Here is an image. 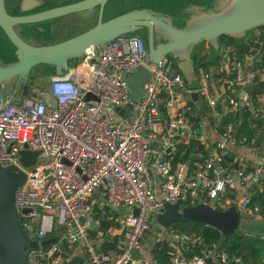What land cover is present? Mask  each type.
I'll return each mask as SVG.
<instances>
[{
	"label": "built area",
	"instance_id": "2783aa9c",
	"mask_svg": "<svg viewBox=\"0 0 264 264\" xmlns=\"http://www.w3.org/2000/svg\"><path fill=\"white\" fill-rule=\"evenodd\" d=\"M259 36L246 42L261 44ZM132 40L139 41L135 51ZM258 49L252 45L245 52L228 46L215 72L198 65L188 78L176 57L168 54L159 62L149 61L143 36L126 33L90 49L63 75L53 76L75 90L65 103L53 95V77L45 92L18 102L7 98L0 108V164L26 172V182L16 191V205L23 228L39 242V247L27 250L25 264H63L66 254L80 244L88 254L84 264H161L154 257H135L134 251L164 212V203L182 198L183 205L211 202L222 207L221 196L236 179L249 183L237 200L239 212L248 214L253 186L264 189V153L255 150L258 141L254 136L240 138L234 122L224 123L214 156L192 160L189 168L188 162L176 158L179 147L202 136L191 121V108L179 95L198 88L217 122L224 121L221 108L228 106V111L247 112L248 122L264 126V92L245 93L247 86L264 80V65L247 66ZM142 65L152 77L145 80L140 100L134 101L128 77ZM246 142L256 160H226L229 144ZM25 150L39 151L30 167L21 162ZM96 205L119 211L118 250L101 254L95 247L101 239L95 233ZM111 232L115 234L114 229ZM51 238L56 241L41 244ZM195 243L189 233L172 232L170 264H213L209 249L187 254ZM217 256L219 264H244L225 251Z\"/></svg>",
	"mask_w": 264,
	"mask_h": 264
},
{
	"label": "water",
	"instance_id": "95a60500",
	"mask_svg": "<svg viewBox=\"0 0 264 264\" xmlns=\"http://www.w3.org/2000/svg\"><path fill=\"white\" fill-rule=\"evenodd\" d=\"M111 0H79L73 3L57 5L27 14H11L6 8V0H0V30L12 43L14 51L12 61H0V108L7 98L18 102L28 95L29 78L38 65L55 67V75H63L71 67V63L97 49L102 43L112 40L118 35L148 30L149 61L159 62L164 56L171 54L179 60V66L186 77L194 75V47L206 40L215 47L220 44L219 37L232 35L239 39L245 38L250 31L264 26V0H222L213 10L200 9L193 14L184 26L175 24L174 17L153 8H134L104 20V9ZM116 1V0H115ZM36 0V3H40ZM27 7L24 11L36 9ZM100 8V16L96 25L90 29L59 43L34 45L25 40L16 30L18 24H29L32 30H39L35 24L52 20L66 14L89 11ZM146 12L148 16L136 13ZM89 16H85L87 19ZM156 18L162 19L170 28L163 31L158 28ZM27 27V26H26ZM43 30V29H42ZM264 56V42L247 63L260 62ZM147 78L140 74H132L128 82L133 84L132 99L140 100L144 83ZM263 91L264 80L246 87L247 91ZM244 93V94H245ZM121 110L124 114L127 109ZM39 151L25 150L21 153V162L30 167L37 161ZM192 156L188 164L192 163ZM27 179L24 170L17 166L0 164V264H25L27 250L39 247V242L32 240L23 228L19 210L16 205V191ZM235 200L228 208L219 209L211 202H199L194 205H183L182 198L176 203L165 202L164 212L156 216L159 225L167 228L178 220H190L213 226L224 236L238 230L264 237V217L241 214ZM27 211V210H25ZM138 213V209H134ZM56 238L41 242L42 245L55 242ZM66 264V261L63 262Z\"/></svg>",
	"mask_w": 264,
	"mask_h": 264
},
{
	"label": "crops",
	"instance_id": "0c3cea01",
	"mask_svg": "<svg viewBox=\"0 0 264 264\" xmlns=\"http://www.w3.org/2000/svg\"><path fill=\"white\" fill-rule=\"evenodd\" d=\"M76 1H79V0H59L58 2L53 3L52 6L69 4V3L76 2ZM126 1H128V0H124L123 2H126ZM120 2H121V0H118V1L111 0L106 4L105 9H104V15H103L104 20L110 19V18H112L118 14L126 12L127 9H124V11H120L121 8L123 7V5L124 6L126 5L125 3L121 4ZM214 2H217V3L220 2L221 3L222 0H215ZM18 5H19V8H16V9L21 11V10H25L27 7H29V8L36 7L35 5H39V4L36 3V0H19ZM119 5L121 7H119ZM134 8H136V7H132L131 9H134ZM128 10H130V9L128 8ZM85 16H89V17L87 19H84ZM99 16H100V8L95 7L89 11L74 12V13L67 14L66 16L58 17L55 20H53V22H51L50 25H57L58 28H62L63 30H66V29H70L72 27H77L81 24H84V27H85L84 29L77 30L76 32L71 33L70 36L73 37V36H76V35L84 32V31L90 29L94 25H96L98 20H99ZM81 18H83L84 21H82V23H79V21L82 20ZM174 20H175V18H174ZM177 20H179V18L176 17L175 21H177ZM67 22H71V23L68 24ZM35 26L40 28L41 31H46V27L41 23L35 24ZM23 27L25 28V25H23ZM78 29H80V27H78ZM2 33H3V31L0 30V61H3V63H6L7 61H12L11 58H12V53H13L14 49L4 45V42H3L2 36H1ZM261 33H262V30L261 31L255 30L251 34H248V36H247L248 38L245 41H248L252 36H257V34L261 35ZM20 34L26 40H28V37H31V35L27 34V32L23 29H21ZM11 45H12V43H11ZM206 47H208V45ZM201 48H204L201 50V55L199 56V55H197V53H195V55L193 56L194 70L196 69V67L198 65H202L200 57L204 56L205 57L204 62H212L209 64V68H207V69L210 72H215L216 65H217V62L219 60L220 54H222L224 52V49L226 48V46L223 45L222 43H220L218 45V47L212 48V52L208 49H205V47H201ZM242 56L244 57V55H242ZM73 65H75V64H71V66H73ZM45 70H49V67H46ZM44 71H39L38 73L36 72V74L33 76H35V78H36L40 74L45 75V74L49 73V71H45V72ZM31 80L32 79L30 78V81ZM212 89H213L212 90L213 92H216V87L214 86V82H213ZM195 91H199V93H200L198 98H196L194 95ZM179 99L182 101V103H184L185 105H188L191 108V113H192V120L191 121H192L194 127L198 130L199 135L202 136L201 139L197 138L195 140H197L200 144L204 145L205 150L208 152L207 155L205 153H202V152H196L195 154H191V155H193L192 160L204 161L205 158H208V157L212 158L214 156V154L217 152L215 145H216V142L221 139V132H222L224 123H227L230 121L234 122L237 125V133L239 134L240 138L247 136L249 139H251L254 136V138H256V140L258 141L257 147L255 148V150L259 151L260 153L261 152L264 153V126H262V124H260V123H255V122L251 123L250 121L248 122L249 119L247 120V118H248L247 112H240V111L239 112H230L227 110L229 107L226 106L225 108H221L222 112L224 113V118H223L224 121L222 123H219L215 119H213V117H211L209 115V109H208L206 102L204 100V96H203L201 90H199L198 88L193 87V88H191L190 92H181V94L179 95ZM242 117L245 118L244 121L248 122V127L243 126V124H241V125L239 124V122L243 120ZM251 132H252V135H250ZM225 157H226V160L229 162H233L236 159L237 160L238 159H249L250 161L256 160L255 155H254L250 145L247 142L246 143L229 144L226 151H225ZM190 158H191V156H190ZM228 172H230V171H228ZM247 184H249V183H247ZM247 184H245L241 180L236 179L235 185L228 188V190H229L228 193L221 196V200L223 202L222 207L228 208L232 204L233 201H235V200L239 201L241 198H243L245 195V190L248 187ZM157 195H158V197H161L159 190H158ZM233 195H235V199L233 198ZM224 208H222V209H224ZM126 211L127 210H122V212H126ZM255 212H257V213H255ZM260 212H261L260 210L259 211L254 210V209H251V207H250L248 214L254 215V216H255V214H257V216H258ZM154 223H155V221L153 222L152 226L154 225ZM95 227H96L95 233H98L101 235V239H98L95 241V245H96L95 247L97 248L98 252L103 254V252H105L103 249L104 241H109L110 236H114V238L115 237L120 238V235L118 234L120 231L118 230L117 227H115V229H116V230L114 229L115 234H113V232H111L112 228L109 229V231L102 232L99 229V223L95 224ZM162 228H163L165 234H164V232L158 234L157 238L153 239L150 243H149V239L144 237L141 248L136 249L134 251L135 257L145 258V259H149V260H151L154 257L156 259L155 254L152 251L154 244L157 241L163 240V239H166L168 244H169L170 240H172V232H178V231H174V230L169 231L165 227H162ZM180 233H189V232H180ZM189 234L192 235L191 233H189ZM192 236L196 239V243L193 247L189 248V250L187 251L188 255H192V254L199 252L196 250V247H197L198 243H202L200 236H194V235H192ZM169 246H170V244H169ZM209 250H211L213 253L212 258H211V262L213 264H219L217 255L220 252L216 250V246L209 249ZM110 251L113 252L114 249H110L107 252H110ZM73 255L78 256L77 258H75L76 264H84L88 258V254L85 250V246L82 244H80L76 250H74L72 253L69 254L68 258H66V260H65L66 264H74V263H70V259L73 257ZM169 264H170V256H169Z\"/></svg>",
	"mask_w": 264,
	"mask_h": 264
},
{
	"label": "trees",
	"instance_id": "16d2710c",
	"mask_svg": "<svg viewBox=\"0 0 264 264\" xmlns=\"http://www.w3.org/2000/svg\"><path fill=\"white\" fill-rule=\"evenodd\" d=\"M118 1V0H116ZM215 0H173L170 3L166 4V7H161L156 3L147 4L145 6L136 7V8H153L157 11H161L165 14H170L176 20V17L179 20L175 21L176 25L184 26L187 20L195 14L200 9L205 10H213L217 7ZM215 3V4H214ZM208 7L204 8V5ZM190 5L188 8L187 6ZM194 8V12L192 9ZM262 29V33L259 36L260 42H264V26H260ZM220 43L228 46H237L242 51H248L252 45L255 47H259L260 43H254L253 40L246 42L244 39H239L232 35H222L219 37ZM148 44V39L146 40ZM201 62L202 65L206 68H209V64L212 62H204L205 57L202 56ZM43 65V64H42ZM264 65V56L261 62L255 63V66H263ZM45 67H49V73L47 75L53 76L55 74V67L51 65H44ZM258 92V91H256ZM243 126L248 127V122L244 121ZM252 135V132L250 133ZM196 152H202L206 155L208 152L205 150L204 145L200 144L197 140H193L189 144L181 145L179 147L177 160H182L188 162L191 154H195ZM194 162V160H193ZM193 162L189 166V168L193 167ZM253 193L251 196L250 206L254 210H260L261 216L264 217V189H260L256 185L253 186ZM235 199V195H233ZM188 205H191L188 203ZM222 209L221 207H217ZM95 218L99 221V229L102 232L109 231V229H115V227H119L118 222L116 221L119 212L112 211V209L108 205L99 206L96 205L94 209ZM167 229L169 231L174 230L178 232H189L194 236H200L202 243H198L196 250L201 253L203 249H211L216 246V250L219 252L225 251L228 253L230 258L234 260V258H239L241 262L244 264H259L264 262V237L260 235H255L251 233H245L240 230L237 232L230 234L228 236H224L222 232L210 225L202 224L195 221L190 220H178L173 224H170ZM120 238L115 237L112 240L104 242L103 249L107 252L110 249L118 250ZM261 243V244H260ZM170 246L166 239L157 241L153 246V253L155 254L156 259L162 264H169V254L168 251ZM73 251L66 254V258H68L69 254ZM78 256L73 255L70 259V263L76 264L75 258ZM235 263V262H233Z\"/></svg>",
	"mask_w": 264,
	"mask_h": 264
},
{
	"label": "rangeland",
	"instance_id": "374dc122",
	"mask_svg": "<svg viewBox=\"0 0 264 264\" xmlns=\"http://www.w3.org/2000/svg\"><path fill=\"white\" fill-rule=\"evenodd\" d=\"M123 1L124 0H121L120 3L121 4L125 3L126 5L125 6L123 5V7L121 8L120 11H124V9L128 10V8L131 9L132 7H141V6H145L147 4H153V3H156L157 5L164 8V7H166V4L170 3L173 0H128L126 2H123ZM189 6L190 5H188L187 8ZM44 7H47V6H44ZM119 7H121V6L119 5ZM203 7L206 8L208 6L205 4ZM192 11L194 12V8L192 9ZM66 15H64V16H66ZM55 19L45 20L41 23L46 27V31H39V30H34V29L32 30L30 27H28L29 24H27V25L26 24H18L15 26V28L19 34L21 33V29L25 30L27 32V34H30L31 37H28V40H29V42H31V44H34V45H48V44L59 43L61 41L66 40L67 38L69 39L70 37H72V36H70L71 33H74L77 30H82L85 28L84 24H81L77 27H72L70 29L63 30L62 28H58L57 25H50L51 22H53V20H55ZM81 19L82 20H80L79 23H82V21H84L83 18H81ZM67 23L70 24L71 22H67ZM23 25H25V28L23 27ZM78 27H80V29H78ZM254 30H256V31L260 30L261 31L262 29L260 27H258V28H255ZM132 33L141 34L142 32L136 31V32H132ZM251 33H252V31L249 32V34H251ZM1 36H2V40L4 42V45L14 49V47L11 45V42L8 40V38L5 37V34L2 33ZM207 45H208V47H206ZM201 47H205V49H208L212 52V48L215 46L210 41L206 40L204 42H201L200 44H197L194 47V53H197V55L200 56L201 50L204 49ZM252 67H254V66H252ZM44 70H45L44 65H38L37 67H35L33 69L34 73H32V75H31L32 80L30 81V78L28 80L29 81V88L27 91L28 92L27 96H35L37 94V92H39V91L45 92L46 90H48L50 80L55 74L52 77H51V75L45 76V75H41V74L39 76H37L36 78H35V76H33L36 74V72L38 73L39 71H44ZM134 74L135 75L140 74L141 76H143L145 78H151L152 77V72L145 65H142L138 70H136L134 72ZM133 87H134L133 84H131V88H133ZM194 95L196 98H198L200 95L199 91H195ZM222 208H224V207H222ZM251 209H253V208L251 207ZM255 213H257V212H255ZM255 216H257V214H255ZM162 227L163 226L159 225L155 219L154 225L151 226V228L145 234V238L149 239V243L153 239L157 238L158 234L164 232ZM164 234H165V232H164Z\"/></svg>",
	"mask_w": 264,
	"mask_h": 264
},
{
	"label": "flooded vegetation",
	"instance_id": "af4514ba",
	"mask_svg": "<svg viewBox=\"0 0 264 264\" xmlns=\"http://www.w3.org/2000/svg\"><path fill=\"white\" fill-rule=\"evenodd\" d=\"M40 1L41 2L39 3V7L38 8H36V9L34 8V9L28 10V11H24V10L20 11V10L16 9V8H19V5H18L19 4V0H6V8L9 11V13H11V14H15V15L16 14H27V13H31L33 11H40V10H43V9L51 8V7H53L52 6L53 3L58 2L59 0H40ZM44 6H47V7H44ZM141 32H142L141 35L143 36V38L145 40H147L148 36H149L148 30L146 28H144L143 30H141ZM44 68L46 69L45 66H44ZM45 71H48V70H45ZM45 76H47V74H45Z\"/></svg>",
	"mask_w": 264,
	"mask_h": 264
},
{
	"label": "clouds",
	"instance_id": "9594fccd",
	"mask_svg": "<svg viewBox=\"0 0 264 264\" xmlns=\"http://www.w3.org/2000/svg\"><path fill=\"white\" fill-rule=\"evenodd\" d=\"M131 45L133 51H135L136 47L139 46V41L132 40ZM53 95L58 97L59 102L61 104L65 103L66 100L71 98L75 95V90L73 89L72 85L66 83H58L56 82V78L53 77Z\"/></svg>",
	"mask_w": 264,
	"mask_h": 264
},
{
	"label": "bare ground",
	"instance_id": "6f19581e",
	"mask_svg": "<svg viewBox=\"0 0 264 264\" xmlns=\"http://www.w3.org/2000/svg\"><path fill=\"white\" fill-rule=\"evenodd\" d=\"M138 16H148V14L146 12L143 13H136ZM155 22L157 23V26L159 29L163 30V31H169L170 28L169 26L160 18H156Z\"/></svg>",
	"mask_w": 264,
	"mask_h": 264
}]
</instances>
